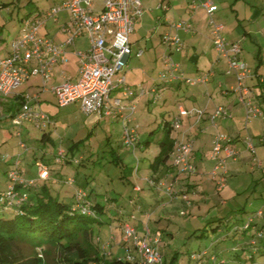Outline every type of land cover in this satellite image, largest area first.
<instances>
[{
	"label": "rangeland",
	"instance_id": "1",
	"mask_svg": "<svg viewBox=\"0 0 264 264\" xmlns=\"http://www.w3.org/2000/svg\"><path fill=\"white\" fill-rule=\"evenodd\" d=\"M64 1L0 0V55L4 56L5 53L2 50L7 48L12 40H15V35L21 34V30L24 28V21L34 18L36 14L42 15L50 11L51 8L61 5ZM244 1L246 3L241 2L228 8L225 11L226 16L229 19H233L234 25L238 23L239 19L243 28L251 27L255 30L256 33H252V35L256 38V42L260 43L264 56V3L260 5L254 0ZM94 3L97 8L101 4V0H95ZM220 10H222L221 4ZM252 13L261 19L260 23L252 22V19H250L253 16ZM69 14L68 11H59L55 15V20L53 18L45 20L46 24L42 25L39 34L61 33L59 30L69 20ZM251 40L246 38V41H243L242 57L244 55L247 65L252 68L255 66L254 58L248 56L250 52L248 47H250L251 43H254ZM262 70L264 74V68ZM164 87L162 85L161 90L163 92L160 90L159 96H150L149 99L152 102V106L149 113L143 107L145 99L142 100L138 108V98L129 102L130 105L133 104L136 107V117H138L139 123L142 120L141 116L145 117V115L147 117L152 116V120H155L156 123H161L160 115L174 110V107H176L174 98L176 97L170 89L167 90ZM45 104H42V107H44L42 113L52 116L53 125L48 123L46 125H37L34 122L25 121L16 127L11 124L6 116L0 117V192H5V187L7 186V172L4 174L6 163L10 162L13 164V161L20 157L22 163L20 167H24L23 170L25 171L26 166L31 164L29 168L35 174L34 179L36 182H40L36 176L39 170V162L33 163V153L36 152L40 156L47 149L53 151L61 148L68 153L72 151L73 158L70 163L63 162L51 165V168L55 170L53 175L56 180L49 182V188L53 193L59 194L63 202L74 206L75 197L73 195L76 188H80L81 192L88 195V198L98 203L103 208L104 213L99 216L101 224L92 226L93 236L91 242L97 244L96 240L99 237L100 239L102 238L100 245H106L112 240L113 232L117 237L120 235L119 225L121 224V217L117 219L119 213L125 216L129 211L133 213L137 211L133 202L138 201L140 194L134 191L132 182L135 176L137 177V174L142 177L148 173L147 165L149 159H152L157 154L156 141L161 137L162 132L157 130L155 134L149 135L150 132L141 129L138 141L136 139V144L134 143L135 148L133 150L132 147L127 148L121 145L120 133L122 131L120 129L122 125L116 118L111 119L105 116L96 118V114L92 113L86 115L81 111L77 102L66 107H58L54 102L50 101ZM166 118L169 119V116ZM98 119L100 122L94 125L93 122ZM245 122L254 124L257 120L246 121L245 119ZM242 125H238V130L242 133L241 136H250L245 126L242 127ZM18 132L21 135L19 137L16 135ZM219 132L220 135H229ZM42 133L50 135L53 143L51 144L49 141L42 142ZM251 135H253L251 140L255 152L248 151L246 146H244L247 155L241 156L240 151L237 150L240 154L237 160H228L227 166H225L226 169L228 170L229 165L233 164L234 166H230V169L235 171L227 177L225 187L220 192L209 177L201 182L202 185L200 190L198 189L199 192L197 194L188 192L187 200L205 199H202L203 202L199 210L185 204L178 211V208L173 206L174 204L167 197L163 198L167 205L166 207H161L159 211L155 208L156 213L164 214L166 219L160 225L163 230L159 231V235L160 239L166 242L161 253L165 254L168 260L175 254L178 256L177 264H186L190 251H204V249H207L211 255H220H218V260L224 261V263L220 264H264V248H262V253H254V259L250 260L255 249L246 245V243L250 242L248 235L251 232L247 230L245 235H243L241 233L235 234L233 231L235 226H241L249 217L247 212L242 214H235L234 212L242 207L248 212L257 211L258 208L263 206L264 202V177L260 180L262 171L260 167L256 166L257 162L260 161L264 167V144H260V134L257 131L252 132ZM147 138H150L149 144H146L144 149H139L137 143H141L140 145L142 146V143ZM22 141L25 142L26 150L20 147V142ZM27 150H29V153L26 155H29L30 159L28 160L29 164L25 165L22 160H24V153ZM210 153L212 152L207 146L203 148L201 153L207 165L205 169H208L209 172L214 167ZM136 168L137 171H135ZM68 179L74 180L75 185L73 187H70L67 183ZM175 187L177 188V186ZM247 202L253 206L248 208ZM219 217L222 220L224 218L226 220L232 218L240 221L233 222L227 231L220 228L215 232L212 228ZM262 220L264 218H258L257 223H263ZM74 243L81 246L89 257L94 254L92 247L80 235L70 241L71 245ZM19 247L27 254L38 255L39 264H57L58 262L60 251L53 243L37 247L36 250L25 244H19ZM107 249H110L109 245ZM130 250L133 251V248L130 247ZM235 253L245 261L237 262L232 259Z\"/></svg>",
	"mask_w": 264,
	"mask_h": 264
},
{
	"label": "built area",
	"instance_id": "2",
	"mask_svg": "<svg viewBox=\"0 0 264 264\" xmlns=\"http://www.w3.org/2000/svg\"><path fill=\"white\" fill-rule=\"evenodd\" d=\"M141 0H101L99 8L95 7L94 0H65L61 5L51 8L50 11L44 14H36L34 18L24 21V28L21 34L15 37L10 44L9 53L0 57V99L11 95L19 85H22L30 80L31 77L39 76L44 85L47 78L50 76L51 67L57 62L66 63V47L73 45L84 33L88 36L89 46L84 51L72 49L79 63L80 75L76 81L68 79L63 80L58 86L52 87L50 91L55 96L56 106L65 107L68 104L77 102L84 114H98L109 118H115L117 115H122L124 109L122 99L119 97L111 98V94L116 87L121 90L123 98H129L135 95L136 91L130 85L126 84L125 78L120 75L126 66V59L132 55V47L130 35L134 31V25L137 18L142 14ZM199 5L204 8L210 18V33L212 44L216 52V58L226 59L227 73L233 74L236 79L235 87L232 89L236 93L238 102H241L245 107L246 121L254 119V117H262L263 111L258 105L251 103L249 96V88L243 84L246 80L252 78V70L249 69L238 54L241 51L240 43L228 42L222 34L223 25L215 22L212 14L217 10V6L210 0L200 1ZM59 11H68L69 20L60 28L61 34H67V39L63 44H55L53 40L46 35H40L39 30L42 25H45V20L53 18ZM175 31L189 32L192 29V24L186 19L180 22L171 24ZM183 40L167 32L161 37V45L165 49V54L161 57L164 69L158 72L157 80L163 86H168L171 83H184L188 86H193L197 83L206 84L213 72H209L205 76H197L196 78H188L181 73V68L171 57V53H180L183 49ZM142 54V49L136 53L139 57ZM34 60V63L32 61ZM257 84L262 90L264 96V76L258 78ZM20 110L10 122L13 126H20L23 122H34L37 125L54 124L50 120L49 114L36 112L29 103L21 104ZM128 115L123 118L122 128V145L127 148H135L136 131L134 127L129 126L131 114L135 113L133 104L128 107ZM189 115L191 117L201 118L204 116V111L198 109H183L179 107L178 116L172 119V129L177 131L180 124V116ZM231 116L228 109L222 106H216L211 113L208 114V127H215L218 120L226 119ZM207 130V129H206ZM18 137L19 132L16 134ZM230 136L220 135L215 133L212 141L211 160L214 167L208 173V177L215 183L219 192L225 187L228 170L227 162L229 159L237 160L239 153L230 144ZM246 149L250 152H255L250 136L243 137ZM262 141V140H261ZM174 146L170 157L171 166L174 167L180 174H194L196 172L193 164L194 152L193 142L185 140L183 142L174 140ZM20 147L25 149V144L20 142ZM66 150L61 148L53 159L57 164L65 162ZM38 162V161H37ZM20 157L13 161L10 165L6 178L8 179L6 192L2 197L6 205H18L26 199V193L19 195L16 187L33 186L36 180H27L23 177L20 170ZM39 170L36 173L37 179L47 180L49 169L46 165L39 162ZM260 167L264 175V167L260 161L256 164ZM147 185L153 190H163L165 197L170 201L174 199L176 191L174 183L156 182L154 179L146 178ZM67 183L70 187L75 185L74 180L68 179ZM75 202L80 206L83 213L91 214L89 205L86 204V194L81 192L80 188L74 189ZM185 204H189L186 196H181ZM140 205H135L137 213L141 210ZM264 217V203L261 208L253 214L245 222L243 228H247L249 223ZM136 218V215H130L129 221L121 223L119 227L122 231V246L125 248L124 259L127 262L137 264H164V258L159 253L162 241L157 236H152L147 222L143 223V233L139 234L137 228L131 224V221ZM147 220L149 215H147ZM133 248V251L130 250ZM104 248V247H103ZM208 251H197L190 253V264H204V261L209 260L215 264L216 258H208Z\"/></svg>",
	"mask_w": 264,
	"mask_h": 264
},
{
	"label": "crops",
	"instance_id": "3",
	"mask_svg": "<svg viewBox=\"0 0 264 264\" xmlns=\"http://www.w3.org/2000/svg\"><path fill=\"white\" fill-rule=\"evenodd\" d=\"M200 1L204 0H141L140 3L142 5V14L137 18V21L134 25V31L132 32L133 34L130 35L133 53L126 59V66L123 72L120 73V75L125 78L126 84L130 85L132 89L136 91V93L132 97L123 98L121 90L116 87L111 94V98L119 97L122 99L121 103L124 107L121 112L122 115L115 116V118L121 123L122 128L124 125L123 118L129 113V102L132 99L135 100V98H138L137 108L139 107V104L142 103V100L145 99L143 107L146 109L147 113H149L152 106V102L149 99L150 96L155 97L156 94L157 96H159L161 91L163 92V90H161L162 85L160 86L158 84L157 76L158 72H161L164 69L161 57H163V55L165 54V49L161 45V37L167 32H171L173 35H177L183 40L182 43L184 46L182 51L180 53H171V58L177 64H179L181 73H184V75L188 78H196L197 76L203 77L210 71L213 72L206 84L197 83L193 86H188L184 83H171L168 86L164 87L167 90L170 89V91L174 93L176 97L174 98L176 107H174V110H171L170 112L162 113L160 115V121L167 119V116H169V120H171L174 116H178L179 107L189 110L201 108L204 111L205 115L198 119L186 114L180 116L181 124L178 130L172 131V137L176 141L183 142L185 140H190L191 142H193L194 152L192 153V161L195 165L196 172L192 175L180 174L174 167L171 166L170 162L165 166L160 165L157 169H154L152 171L149 170L148 163V173L142 177L140 176V174L139 176L137 174V177L135 176L132 182V186L134 191L140 194V197L138 198V201L136 200L134 202L141 204L142 211L140 213H134L137 217L133 219V221H131V224L134 225L135 228H137L139 234L143 233L142 225L143 223L147 222V226L150 228L152 236L161 238L159 235V231L161 232L163 230V227H160V225L163 223L165 216L162 213L157 214L156 212L159 211L161 207L164 208L167 206L163 201V198L165 197L164 191L161 189L160 191L151 189L150 186H148L146 183V178L150 177L156 182L161 183H174L177 188L175 187L176 194L174 195V199L171 201V203L174 204L173 206H176V208H178V211H180L179 209H181L182 206H185V203L183 202V198H181V196H187L188 192L197 194L199 192L198 189L200 190L201 188V182L208 179L207 177L209 170L205 169L207 165L204 162L201 153L205 146H207L208 149L211 150V139H213V134L217 132L220 133L219 131L229 134L228 136L231 137V146L234 149L240 151L241 156L247 154L244 148L245 143L242 140V137L245 136H241L242 133L239 132L238 125L243 124L242 127L245 126L250 137L253 136L251 135L252 132L254 133L256 131L260 134L259 138L264 137V100L260 96L262 95V90L257 84L258 78L264 76L262 70V68H264V56L262 54L261 45L259 42H256V38L252 35V33H256L254 29H252L251 27L243 28L239 19L238 23L234 25L233 19H229L225 13V11H227L228 8H231V6H235L241 2H246L244 0H210L217 6V10L214 14H212V16L215 22L223 25L222 34L226 37L228 42H238L240 43V45L242 44L241 51L238 54V57H240V59L245 64H247V61L245 60L244 55L242 57L243 41H246V38H249V40L254 39L251 40L254 43H251L250 47H248L250 50L248 56H252L254 58L255 66L251 68L247 65L248 67H250L249 69L252 70L253 75L252 78L243 82V84H245V86L249 88V96H247V98L250 99L252 105H258V107L261 108V111H263L262 117H254V119H250L257 120V122H254V124L245 122V107L241 102H238V99H236L237 95L232 90L235 87L236 83L235 76L225 71L227 69L226 59L216 58V52L214 49V44H212V37L210 33V28H212V25L210 24L209 16H207L208 14L204 10V8L199 5ZM254 1H256L260 5L264 3V0ZM220 4L222 10H220ZM252 15L253 16L250 18L252 19V22L260 23L261 19L258 16H255L253 13ZM183 19L191 22L192 29H190L189 32L175 31L171 27V24L180 22V20ZM226 27L228 30L226 29ZM42 34L51 38L55 44H63L68 37L67 34L61 33ZM18 35L20 34L18 33L14 36V38ZM88 46V36L84 33L78 40H76L73 45L65 48L67 53L66 58L68 61L64 64L57 62L55 65H53L51 67L50 76L49 78H47V81H45L44 85L42 84V79H40L39 76H34L31 77L30 80L26 83L19 85L14 91H12L11 95L1 98L0 117L6 116L10 121V119L18 114L19 110L21 109V104H24L26 102H28L29 107H31L36 112H43L42 110L44 109V107H42V104L48 103L49 101L54 102L55 104V96L50 91V89L52 87L58 86L65 79H68L71 82L79 79V63L76 55L73 54L72 49H75L77 51H84ZM9 49L10 45L2 50V52L5 53L4 55L9 53ZM140 49H142V54L137 57L136 53L140 51ZM1 56L2 54L0 55V57ZM32 63H34V60L32 61ZM216 106H222L225 109L227 108L229 113H231V116L226 119L218 120L215 127H208V125H210L208 122V114L211 113ZM136 114V111L134 114H131V121L128 125L134 127V131H136V138L138 141L141 129L151 132L152 129L157 128L159 122L156 123L155 120H152V116L147 117V115H145V117L141 116V119L143 121L141 120V123H139V119L138 117H136ZM49 116L51 120L52 116L50 114ZM102 116L103 115L100 116L96 114L95 117L97 118ZM99 122L100 121L98 119L97 121L95 120L93 124L97 125ZM122 128L120 130H122ZM42 134V142L49 141L51 142V144L53 143L50 135L48 136L47 133ZM120 134L122 142V132ZM259 142L260 144H264L263 142H261V140H259ZM23 143L25 144L24 141ZM145 145L146 144L141 146L138 143V148L144 149ZM57 152L58 149L53 151L51 149H47V151H43L42 155L40 156H38L36 152L33 153V163H36L38 161L49 167V178L47 183L56 180V177L53 175V173H55V170L51 168V165L54 164L53 159L55 158ZM27 153H29V150L25 151L24 160H22L25 165L29 164L28 160L30 159L29 155H26ZM68 157L69 161L73 158L72 151H69ZM198 159L200 160L199 162ZM211 162L213 161L211 160ZM10 165V162L6 163L4 174H6ZM29 165L26 166L25 171L23 170L24 167H20L22 173L21 175L25 177V179L34 180L35 174H33V171L31 168H29ZM230 166L234 165L230 164L229 168L227 167V177L232 174L233 171H235L230 169ZM260 177V180H262L264 177L262 172L260 173ZM34 184L37 185L36 182ZM202 199L205 200L204 198ZM202 199H192L188 205L193 209L199 210L203 202ZM247 205L248 208L253 206L251 203H248ZM155 208H157V211H155ZM242 208L238 209L234 213L242 214L244 212H247V215H249L254 212V210L248 212ZM130 212L132 211L127 212V215ZM120 215L123 219H125L127 216H124L121 213ZM147 215H149L148 220L146 218ZM233 221L236 222L240 220L232 218L229 220H226L224 218L222 220V218L219 217L216 220L215 226L213 227L218 226V230L220 228L224 229L226 224L230 225V223ZM261 224L262 222H258V225ZM170 236L172 235L170 234ZM121 239V228L120 235L117 237L113 232L112 240H110V242L106 245L101 246L100 242L102 238L100 239L99 237H97V244H94L98 252L97 256L103 255L106 262L115 258L120 259L121 257H124L125 248L122 246L123 242H121ZM161 241L163 243V246L160 248L159 253L163 255L165 259H167V256L161 253L162 249H164L166 245V242L163 241V239ZM108 245L110 246V249H107ZM216 255L217 257L220 256L219 254H215V256ZM237 261L240 260L237 259Z\"/></svg>",
	"mask_w": 264,
	"mask_h": 264
},
{
	"label": "trees",
	"instance_id": "4",
	"mask_svg": "<svg viewBox=\"0 0 264 264\" xmlns=\"http://www.w3.org/2000/svg\"><path fill=\"white\" fill-rule=\"evenodd\" d=\"M158 84L160 86L162 85L159 81ZM260 96L264 100L263 93ZM172 119L160 121L161 123H159L157 128L152 129L149 134L153 135L157 130L162 132L161 137L156 141L158 148L157 154L154 155L152 159H149V170L153 171L160 165L165 166L170 162L169 155L172 153L174 146L173 142L175 140L172 137ZM259 139L264 143V137ZM149 141L150 138H147L142 144H149ZM66 155L65 162L70 163L67 152ZM135 171H137V168ZM47 181L48 179L41 180V183L38 181L36 182L37 185L34 184L27 188L16 187L15 191L19 195L26 193V199L21 201L18 205H6L7 202H5L2 197L3 193L6 191L0 192V264H39L40 260L38 255L25 253L24 250L19 247V244H25L36 250L37 247H43V245L51 243L56 245L60 251L57 264H137V262L130 263L125 261L124 257L120 259L115 258L106 262L103 255L97 256L98 252L96 246L91 242L93 236L92 226L101 224L99 216L104 213L103 208L94 200L88 198L86 194V199L84 200L86 204L89 205L92 212L90 215L83 213L80 206H78L75 201L73 202L75 206L63 202L59 194H55L50 190L49 182L47 183ZM133 204L134 206L136 204L141 206V204L137 202H133ZM140 208L141 210L138 213L142 211V207ZM255 212L256 211L249 214L246 221L252 218ZM133 214L134 213L130 212L126 218L123 219L119 213L117 217L118 219L121 217V223H124L129 221V216ZM246 221H244L241 226H235L233 231L235 234L241 233L243 235H245L247 230L251 232V234L248 235V237H250V242L246 243V245L255 248L250 258V260H252L255 254L263 252L264 221L261 225H258V219H255L249 223L247 228H243ZM233 222H231L230 225L226 224V229L224 228V231L229 230ZM217 228L218 226L213 227L212 230L216 231ZM78 235L92 247L94 253L92 256L89 257L78 244H70V241L78 237ZM193 251H190V253ZM208 254V258H216L215 264L224 263L223 260L219 261L217 256L211 255L210 253ZM177 258L178 256L175 254L169 260L164 258V264H176ZM232 259L236 261L239 259L240 261L237 262L245 261L244 259L242 260L241 256L236 255V253L233 254ZM186 264H190V258ZM205 264H212V262L206 260Z\"/></svg>",
	"mask_w": 264,
	"mask_h": 264
}]
</instances>
